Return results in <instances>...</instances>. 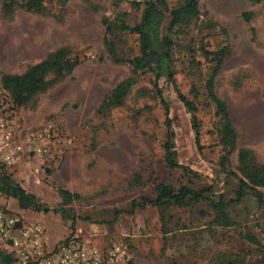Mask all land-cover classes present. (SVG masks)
I'll return each mask as SVG.
<instances>
[{
  "label": "rangeland",
  "instance_id": "obj_1",
  "mask_svg": "<svg viewBox=\"0 0 264 264\" xmlns=\"http://www.w3.org/2000/svg\"><path fill=\"white\" fill-rule=\"evenodd\" d=\"M27 1L0 0V167L50 208L61 207L60 190L78 199L63 206L67 218L22 210L2 193L0 208L41 224L50 249L78 235L103 250L126 246L130 257L122 264H214L222 257L264 264V209L249 191L230 202L237 177L248 184L251 169L264 165V0H196L197 15L170 36L174 84L159 83L169 129L154 74L136 72L129 63L138 55V36L122 28L140 22L146 0H43L35 10ZM185 1L167 0L170 9ZM222 49L213 93L228 119L206 90L214 63L204 51ZM57 51L73 68L52 71L46 91L23 97L3 86V76L22 75ZM128 79L135 82L122 105L100 114L105 97ZM176 89L197 107L200 148L193 114ZM228 120L233 131L226 135ZM169 131L175 161L187 170L165 162ZM161 183L213 188L212 200L223 196L233 225L212 224L204 201L161 214L152 206L127 213L133 201L154 199ZM256 189L264 197V186ZM162 216L171 231L166 235ZM247 233L260 244L245 240ZM0 250L9 253L1 240Z\"/></svg>",
  "mask_w": 264,
  "mask_h": 264
},
{
  "label": "trees",
  "instance_id": "obj_2",
  "mask_svg": "<svg viewBox=\"0 0 264 264\" xmlns=\"http://www.w3.org/2000/svg\"><path fill=\"white\" fill-rule=\"evenodd\" d=\"M262 0H250L251 3H259ZM43 0H28L26 8L28 10L38 9ZM197 15V1L188 0L183 2L178 7L170 9L167 0H146L143 4V11L140 22L132 28L123 26V30H129L138 36V55L135 56L129 63L133 66V70L140 73H146L147 71L154 74V88L160 101L163 103L164 109L166 110V126L169 129L171 125V119L169 118V106L163 98L162 88L159 83L163 79H167L172 85L173 72L171 71L170 62L171 55L170 50L173 46L171 35H174L180 31L183 25ZM245 17V15H244ZM247 18V17H246ZM224 50L218 52H207L204 54L207 57L212 56L214 66L212 72L206 82V90L212 102L216 105L218 113H224L228 119L226 113L225 104L220 101L213 93V78L216 75L219 66L221 65V58L224 55ZM63 55L61 51H57L51 54L46 60L39 64H36L29 68L22 75H5L2 77L3 86L18 96H30L35 93L46 91L52 82L47 79V76L52 72L56 71L59 74H64L66 70H72L73 66L70 64L62 63ZM133 79L122 81L118 84L111 93L105 97L102 104L99 106L100 114L104 115L110 109L121 106L127 94L134 84ZM177 99L183 103L186 109L191 112L192 115V128L194 131V140L198 148H200V134L198 130L197 119L195 112L197 107L193 101L188 100L183 94L177 89L175 90ZM224 133L230 134L233 130L231 123L228 120L225 126ZM228 132V133H226ZM168 139L165 142L163 149L165 151V162L170 169L181 168L187 170V167L179 165L175 161L176 154L173 151V145L170 140L173 137L171 131L167 134ZM244 151L240 152L239 160H244ZM237 177V176H235ZM238 189L236 190L235 200L230 201L231 203H239L242 198L246 197L249 192L255 195V200L259 208L264 209V197L257 191V186H264V165L255 166L250 171L248 176L249 183L237 177ZM211 187H201L197 190L191 189L187 185H181L175 189L167 184H159L155 187V198L154 199H142L143 203L138 204L132 202V210L127 213H132L135 208L152 206L159 209L160 214L164 208L171 207H184L188 206L193 202L204 201L207 203V207L212 209L213 213L211 223L216 226H231L233 225L229 215L227 213L228 203L225 202L222 195H219L218 200H212L214 193ZM249 191V192H248ZM0 193L7 197L15 199L18 206L22 210L31 209L35 212L47 213L52 211L54 214H61L62 217L67 218L66 210L63 208L65 205L71 204L73 200L78 199V195L71 194L68 191L60 190L59 194L64 198L60 208H50L42 204L34 195L26 192L19 184L14 183L10 178L3 172L0 167ZM229 202V203H230ZM205 215V212H201ZM117 219L118 213L115 215ZM162 220V234L166 235L171 232L165 225V221ZM114 220V221H115ZM166 237V236H165ZM254 234L247 233L245 240L252 244H260ZM14 258L11 254L4 250H0V264H14ZM214 264H239L237 260L219 258Z\"/></svg>",
  "mask_w": 264,
  "mask_h": 264
},
{
  "label": "built area",
  "instance_id": "obj_3",
  "mask_svg": "<svg viewBox=\"0 0 264 264\" xmlns=\"http://www.w3.org/2000/svg\"><path fill=\"white\" fill-rule=\"evenodd\" d=\"M0 240L15 264H122L130 257L122 244L103 250L78 235L69 236L50 249L41 224H28L23 217L1 208Z\"/></svg>",
  "mask_w": 264,
  "mask_h": 264
}]
</instances>
